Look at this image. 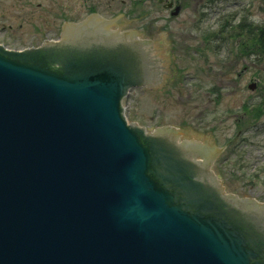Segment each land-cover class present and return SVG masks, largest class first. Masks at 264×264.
I'll list each match as a JSON object with an SVG mask.
<instances>
[{"label":"water","instance_id":"1","mask_svg":"<svg viewBox=\"0 0 264 264\" xmlns=\"http://www.w3.org/2000/svg\"><path fill=\"white\" fill-rule=\"evenodd\" d=\"M79 33L85 51L0 46V264H264V204L226 195L197 143L126 121L145 42Z\"/></svg>","mask_w":264,"mask_h":264},{"label":"rangeland","instance_id":"2","mask_svg":"<svg viewBox=\"0 0 264 264\" xmlns=\"http://www.w3.org/2000/svg\"><path fill=\"white\" fill-rule=\"evenodd\" d=\"M40 1L0 0V33L3 26L12 28L0 37V44L21 50L41 39L57 40L63 17L77 20L90 4H99L97 12L103 17L122 15L124 30L170 45L176 53L165 56L169 81L164 87L133 88L122 100L127 122L151 132L171 127L185 139L224 148L212 171L226 192L264 202V63L245 54L239 44L244 39H234L225 27L237 24L241 16L255 26L264 25V0H184L183 11L173 18L161 6L150 14L149 8L128 0H53L59 7L50 0L47 12L29 8L30 2ZM45 14L49 34L42 29ZM31 22L40 23L38 35L31 33ZM153 22L168 25L172 32L156 30ZM166 34L165 42L161 37Z\"/></svg>","mask_w":264,"mask_h":264},{"label":"flooded vegetation","instance_id":"3","mask_svg":"<svg viewBox=\"0 0 264 264\" xmlns=\"http://www.w3.org/2000/svg\"><path fill=\"white\" fill-rule=\"evenodd\" d=\"M121 4H124L125 3V0H118ZM128 1H131V2H137V4L139 5V7H147L149 8L150 10V14H154L156 13V10H159L161 11L162 9L160 8H156V6H161L164 10L168 11L169 12V16L172 17V13L173 11L175 10V8H178V12L180 13L183 8V6H185V3L186 1L184 2V0H128ZM54 6H58L57 5V2H54L52 0ZM59 2V0H58ZM60 3V2H59ZM29 8L32 9V8H36V9H39L41 11H45L47 12L48 9H49V6H50V0H42L40 2H36V3H29ZM59 7V6H58ZM99 9V4H90L88 6V8L86 9V13L84 14L83 17H79V18H76L77 20H70L69 18H64L61 20V23L59 24L58 26V30H59V38L57 40H60V39H63V37L67 38V36H72V37H80L82 40L80 41L79 44L80 47H81V50L80 51H85L88 47L87 43H89L88 40H86V38L88 37H82V36H79L80 33L79 31L83 32L84 34L86 33H90V34H93L94 36H97L99 37L100 40H103L105 41V43L109 44V41L111 39H114V38H119V35L123 32H128L130 34H127L126 36L125 35H122L121 37H123V39H127L128 38H131V39H136L138 38L139 40H144L145 42L147 41L148 43H151V45H149L148 47H150L152 49L151 53H153L154 57H155V61H152L151 63V71L153 73V79L152 81H154V85L152 86V88H156V89H160L162 87H164L166 85V81L168 82L169 81V73L165 70V56H167L168 58H171L173 57L174 54V51H170L169 48H170V45H164L162 46L160 44V42H154L155 40L153 39H150V37L146 36H142L140 33L134 31V30H124L123 28V23L124 22L122 19L114 17V18H109V17H103L100 13L97 12V10ZM61 10V9H59ZM47 14L44 15L43 19L45 20H42L43 22H41L42 24H44L42 26V29H44L45 27V33L49 34L50 32V28H49V23H45V22H49L47 21V18H46ZM116 18V19H115ZM173 18V17H172ZM87 22V25L84 27V28H81V29H77L76 30L74 29V27H72V25H78L80 26L81 24ZM109 22H113V24L109 25ZM154 25H155V22H153ZM0 24H3V22H0ZM39 26H40V23L39 22H31V27H30V31L31 33L34 32V34L38 35L41 30L39 29ZM155 29L156 30H162V29H165L167 30L169 33H171L172 31L170 30V28L168 27V25H155ZM8 29L12 30L11 26H8V28H5L3 26L2 28V31H1V35L0 37L3 38L4 36H6L7 32H8ZM1 30V28H0ZM78 31V33H77ZM13 32H16L13 30ZM131 32H135L136 33V36L131 34ZM9 34V37H13L15 36V33L14 35ZM8 37V36H7ZM136 37V38H135ZM168 37V35H164L161 37V39L163 38V40L166 42L165 38ZM77 38V39H78ZM9 39V38H8ZM52 40V39H41L40 42L37 44V45H33V46H30V47H25L21 50H25V49H39V48H42L44 47V45H47L48 42ZM155 44L158 46L157 49H155ZM2 45V44H0ZM4 46V45H3ZM171 46H172V43H171ZM6 48V47H5ZM7 50H14V49H8L6 48ZM163 54V56H162ZM160 62V65L159 63L157 62ZM176 135V134H175ZM176 137L175 136V144L177 145H180V143H186V142H191V143H197L199 145V148L204 151H202L204 154H207L208 156L209 155H216L215 151L212 149V147H214V144H210L206 141H200L198 138L196 139H185L183 138V135L181 134L179 136V140L176 141ZM215 159V157H214ZM196 160L198 162H202L201 165H203V159L199 156V155H196ZM218 160V157L216 158L215 161H213V165H212V168L213 166L215 165L216 161ZM241 199L245 200V199H249L247 197H241Z\"/></svg>","mask_w":264,"mask_h":264},{"label":"trees","instance_id":"4","mask_svg":"<svg viewBox=\"0 0 264 264\" xmlns=\"http://www.w3.org/2000/svg\"><path fill=\"white\" fill-rule=\"evenodd\" d=\"M238 26L233 28L234 39H244L240 44V49L244 51L245 54L249 56H258V61L264 63V25H254L253 22L247 20L246 17L242 16L238 21ZM247 34H252L253 36L248 40L246 38Z\"/></svg>","mask_w":264,"mask_h":264},{"label":"bare ground","instance_id":"5","mask_svg":"<svg viewBox=\"0 0 264 264\" xmlns=\"http://www.w3.org/2000/svg\"><path fill=\"white\" fill-rule=\"evenodd\" d=\"M146 51L149 53L150 52V48H146ZM149 57H151L152 59H154V57H152V54H149Z\"/></svg>","mask_w":264,"mask_h":264}]
</instances>
